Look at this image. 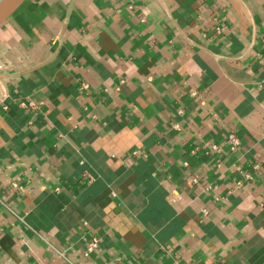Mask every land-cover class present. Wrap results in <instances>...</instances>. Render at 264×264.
Segmentation results:
<instances>
[{"label": "crops", "instance_id": "obj_1", "mask_svg": "<svg viewBox=\"0 0 264 264\" xmlns=\"http://www.w3.org/2000/svg\"><path fill=\"white\" fill-rule=\"evenodd\" d=\"M0 264H264V0H24Z\"/></svg>", "mask_w": 264, "mask_h": 264}, {"label": "built area", "instance_id": "obj_2", "mask_svg": "<svg viewBox=\"0 0 264 264\" xmlns=\"http://www.w3.org/2000/svg\"><path fill=\"white\" fill-rule=\"evenodd\" d=\"M88 84L84 83L83 84V88H87ZM193 94H196V92H194ZM33 105V104H31ZM226 143L228 146V149L230 152L235 151L241 144V140L238 137L237 133L234 131H230L227 134L226 137ZM218 145H212L211 146V150L212 151H216L218 150ZM194 182H197L196 179H194ZM100 242H101V237L97 234H94L92 236H90V238L87 239L86 241V246L83 250V255L86 257H91L93 255H95L97 253V251L100 249ZM57 254H59V256L65 257L66 252L65 251H56Z\"/></svg>", "mask_w": 264, "mask_h": 264}, {"label": "water", "instance_id": "obj_3", "mask_svg": "<svg viewBox=\"0 0 264 264\" xmlns=\"http://www.w3.org/2000/svg\"><path fill=\"white\" fill-rule=\"evenodd\" d=\"M24 0H6L0 12V27L12 16Z\"/></svg>", "mask_w": 264, "mask_h": 264}, {"label": "bare ground", "instance_id": "obj_4", "mask_svg": "<svg viewBox=\"0 0 264 264\" xmlns=\"http://www.w3.org/2000/svg\"><path fill=\"white\" fill-rule=\"evenodd\" d=\"M6 0H0V12L2 11L3 7H4V3Z\"/></svg>", "mask_w": 264, "mask_h": 264}]
</instances>
